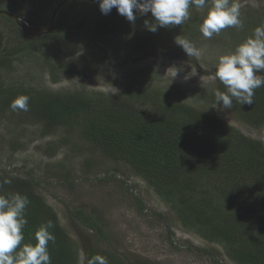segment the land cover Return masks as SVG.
Listing matches in <instances>:
<instances>
[{
    "label": "rangeland",
    "instance_id": "374dc122",
    "mask_svg": "<svg viewBox=\"0 0 264 264\" xmlns=\"http://www.w3.org/2000/svg\"><path fill=\"white\" fill-rule=\"evenodd\" d=\"M51 2L0 0V7L16 6L31 28L44 30L55 11L49 10ZM238 3L243 28H227L210 39L199 29L211 0L204 8L190 7V19L183 25L158 27L154 33L145 27L146 19L132 23L115 8L104 15L100 8L95 10L97 5L84 3L64 8L69 27L79 25L85 16L91 24L97 13L104 20L93 22L89 29L73 28L72 34L69 30L29 37L0 18V51L5 55L22 48L14 56H4L5 63L0 64V171L23 179L33 175L35 192L72 238L78 264H87L89 249L123 264L237 263L222 244L189 229L129 164L109 159L85 139L77 123L48 128L38 111L30 107L13 111L10 104L20 94L40 102L57 95L144 91L137 98L144 107L194 106L264 146V121H257L258 116L264 118V106L257 110L233 100L232 108L224 109L216 103V91L226 92L215 75L219 58L234 52L264 25V0ZM147 21L155 22L152 16ZM176 37L189 40L200 56H188ZM230 196L236 198L233 192ZM85 217L100 226L101 236L88 228Z\"/></svg>",
    "mask_w": 264,
    "mask_h": 264
},
{
    "label": "trees",
    "instance_id": "16d2710c",
    "mask_svg": "<svg viewBox=\"0 0 264 264\" xmlns=\"http://www.w3.org/2000/svg\"><path fill=\"white\" fill-rule=\"evenodd\" d=\"M63 1L52 0L48 4L49 10H55ZM79 3L97 5L96 11L100 8L98 0H85L69 4L68 9ZM0 10L21 18V10L16 6L0 7ZM67 11H61L52 35L69 30L72 34L73 28H87L93 22L98 25L104 20L97 13L91 18V24L90 18L85 16L79 25L69 27L64 22ZM148 17L138 15L136 20H148ZM18 31L25 34L21 29ZM21 51L19 47L4 51L5 55L0 51V64L5 63L4 56H14ZM139 93L129 90L113 96L103 93L93 97L57 95L41 98L40 102L30 98L29 107L31 111H38L40 118L47 121L48 128L77 123L85 139L109 159L129 164L170 204L189 229L205 240L222 244L234 262L264 264L263 144L194 106L166 103L154 110L144 107L137 102ZM252 105L258 107L257 110L264 106V87L255 90ZM257 119L259 123L264 121L261 116ZM26 177H12L4 170L0 171V194L20 193L30 200L25 211L28 224L23 229L25 239L22 244H35V231L51 221L54 228L50 231L56 237L54 244L49 243L52 264H78L72 238L60 226L52 208L35 192L33 175ZM5 179L11 183H3ZM231 192L242 201L241 205H237L234 196L231 198ZM82 220L101 236L100 226L92 218ZM96 254L95 250L89 249L88 260ZM106 258L111 264H123L114 256Z\"/></svg>",
    "mask_w": 264,
    "mask_h": 264
},
{
    "label": "clouds",
    "instance_id": "9594fccd",
    "mask_svg": "<svg viewBox=\"0 0 264 264\" xmlns=\"http://www.w3.org/2000/svg\"><path fill=\"white\" fill-rule=\"evenodd\" d=\"M208 0H99L101 13L108 15L113 8L134 23L138 15L149 11L154 23L145 20V27L156 32L158 27L183 25L190 19V7L204 8ZM25 22V21H24ZM227 28H243L240 4L238 0H211L205 18L200 25L203 37L210 39ZM175 42L188 56L199 57L200 50L189 40L176 37ZM264 25L253 30L252 36L239 44L235 51L219 58L216 78L225 86L226 92L216 91V103L224 109H231L233 100L243 104L254 103L255 90L264 87ZM30 97L20 95L12 101L10 108L29 110ZM5 184L11 180L5 179ZM30 204L26 195L20 193L0 194V264H52L49 243H55L56 237L50 229L51 221L42 224L34 233L35 244L24 241L23 229L28 220L25 211ZM88 264H109L108 259L96 254Z\"/></svg>",
    "mask_w": 264,
    "mask_h": 264
},
{
    "label": "water",
    "instance_id": "95a60500",
    "mask_svg": "<svg viewBox=\"0 0 264 264\" xmlns=\"http://www.w3.org/2000/svg\"><path fill=\"white\" fill-rule=\"evenodd\" d=\"M81 1H85V0H64L63 2H61L53 13L50 27L44 30L31 28L29 24L24 22V20H22L19 16L13 13L7 12V11L0 10V17L7 18V19L14 21L20 27V29L29 37L41 38V37L52 34L56 30L60 13L66 6H68L71 3L81 2ZM144 16H152V14L149 11Z\"/></svg>",
    "mask_w": 264,
    "mask_h": 264
}]
</instances>
